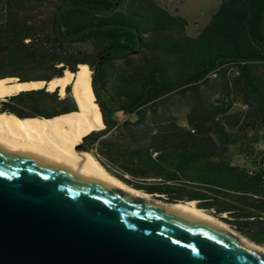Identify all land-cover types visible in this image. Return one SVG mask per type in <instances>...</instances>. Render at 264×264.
<instances>
[{
  "label": "trees",
  "instance_id": "1",
  "mask_svg": "<svg viewBox=\"0 0 264 264\" xmlns=\"http://www.w3.org/2000/svg\"><path fill=\"white\" fill-rule=\"evenodd\" d=\"M156 0H0V78L88 64L104 127L80 148L165 202L195 201L264 246V0H222L196 34ZM0 98L18 117L79 110L72 86Z\"/></svg>",
  "mask_w": 264,
  "mask_h": 264
},
{
  "label": "water",
  "instance_id": "2",
  "mask_svg": "<svg viewBox=\"0 0 264 264\" xmlns=\"http://www.w3.org/2000/svg\"><path fill=\"white\" fill-rule=\"evenodd\" d=\"M176 203L0 146V264H264L256 243Z\"/></svg>",
  "mask_w": 264,
  "mask_h": 264
},
{
  "label": "bare ground",
  "instance_id": "3",
  "mask_svg": "<svg viewBox=\"0 0 264 264\" xmlns=\"http://www.w3.org/2000/svg\"><path fill=\"white\" fill-rule=\"evenodd\" d=\"M92 73L88 64L81 63L75 73L66 69L63 75L55 76L49 84L46 81L20 82L16 77L0 78V98L23 90L41 88L44 84L48 85L49 91L58 89L63 97L66 95V87L71 85L80 108L43 118L18 117L0 110V146L106 183L133 197L152 199L154 197L151 194L138 190L112 175L92 152L80 148L84 136L104 127L102 109L97 102L92 84ZM169 206L220 226L249 242L225 222L197 207L195 201L179 202ZM257 248L264 253V247L257 245Z\"/></svg>",
  "mask_w": 264,
  "mask_h": 264
},
{
  "label": "rangeland",
  "instance_id": "4",
  "mask_svg": "<svg viewBox=\"0 0 264 264\" xmlns=\"http://www.w3.org/2000/svg\"><path fill=\"white\" fill-rule=\"evenodd\" d=\"M156 1L163 7L167 8L169 11L178 12L181 13L183 16H185L190 21L188 32L191 34H196L197 31H199L204 25H206L209 22L213 13L216 12V10L219 8L222 2V0H156ZM0 108H1V100H0ZM261 148L264 149V144L262 145ZM153 197L156 198L155 196ZM231 229L234 232H237L233 228ZM244 238L247 241L252 242L248 240L246 237ZM259 246L264 247L262 245Z\"/></svg>",
  "mask_w": 264,
  "mask_h": 264
},
{
  "label": "crops",
  "instance_id": "5",
  "mask_svg": "<svg viewBox=\"0 0 264 264\" xmlns=\"http://www.w3.org/2000/svg\"><path fill=\"white\" fill-rule=\"evenodd\" d=\"M198 32V31H197Z\"/></svg>",
  "mask_w": 264,
  "mask_h": 264
}]
</instances>
